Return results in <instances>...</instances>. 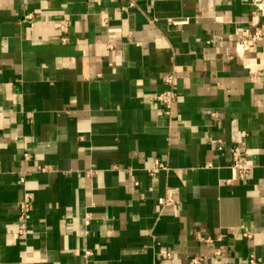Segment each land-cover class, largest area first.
Listing matches in <instances>:
<instances>
[{
	"label": "crops",
	"instance_id": "0c3cea01",
	"mask_svg": "<svg viewBox=\"0 0 264 264\" xmlns=\"http://www.w3.org/2000/svg\"><path fill=\"white\" fill-rule=\"evenodd\" d=\"M250 2L0 0V264L264 261V39L234 51ZM172 70L168 117L154 97Z\"/></svg>",
	"mask_w": 264,
	"mask_h": 264
},
{
	"label": "built area",
	"instance_id": "2783aa9c",
	"mask_svg": "<svg viewBox=\"0 0 264 264\" xmlns=\"http://www.w3.org/2000/svg\"><path fill=\"white\" fill-rule=\"evenodd\" d=\"M135 3L131 1L129 6H134ZM250 5L252 7V17L248 22V26L244 29H241L236 32L234 38V51L238 56L246 55L250 52H258L259 45L261 41L264 39V0H251ZM23 22L29 23L30 26H34L35 24V15L27 14ZM68 25V22L65 20L61 29L65 30ZM63 43L68 41L67 37H61ZM257 62L259 65L264 66V47L257 54ZM249 69H252V65H247ZM258 72H253V76L256 77ZM163 82L167 86V88L156 95L154 97L155 100L160 102L163 106V112L166 116L170 117L173 113L174 105L177 102V93L175 90V71L167 73L163 77ZM213 116H216L215 114ZM218 150H222L223 146L218 145ZM27 158V155H25ZM211 166V165H209ZM231 168L234 173V179L236 180H244L247 175L252 172L254 168L245 158L241 148L235 147L231 150ZM160 170H168L163 164L156 163L152 168L147 169V173L151 176L155 175L157 171ZM40 171H45L44 168H40ZM23 180V179H22ZM24 181V180H23ZM230 182V181H229ZM176 202L174 195L171 192H167L163 197H160L158 200L159 207L161 211L168 206L173 205ZM32 218V204L29 195H25L20 203V214L18 218V223L16 226V231L14 233V239L19 240L24 235H26L28 231V225ZM86 223L89 224V219L86 220ZM244 236L247 239L252 238V233L249 231H245ZM219 241L221 239H218ZM206 242H212L211 239H206ZM222 254V249L219 248L214 252L216 257H219ZM84 255L86 258H89L92 255L90 250H85ZM160 256L163 258H170L172 256L170 251L163 250L160 252ZM202 257H193L186 264H202ZM247 264H264L255 253H252L248 259Z\"/></svg>",
	"mask_w": 264,
	"mask_h": 264
}]
</instances>
